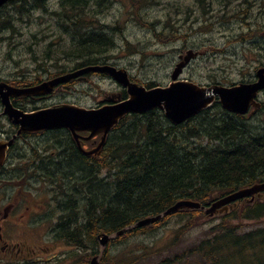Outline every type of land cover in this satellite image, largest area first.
<instances>
[{
  "label": "trees",
  "instance_id": "1",
  "mask_svg": "<svg viewBox=\"0 0 264 264\" xmlns=\"http://www.w3.org/2000/svg\"><path fill=\"white\" fill-rule=\"evenodd\" d=\"M44 1L14 0L13 12L19 18ZM90 1L57 0L61 9L75 12ZM74 18L68 19L78 21ZM0 26V32L8 29ZM60 28L64 33L73 29L66 25ZM104 38L99 32L83 36L78 43L73 40L70 53H62L79 57L81 66L104 64L99 59L111 45ZM103 152L96 161L67 153L50 162L47 173H36L43 184L51 186V200L61 209L57 229L64 241L75 245L79 240L81 245L94 246L92 254H96L100 232L113 234L127 228L122 236L108 242L100 264H153L155 257L158 264H264V199L246 203L241 215L239 209L224 214L209 228V236L181 250L176 247L184 235L205 219L200 211L181 210L151 226L133 228L140 219L161 214L181 199L206 205L264 182V129L223 111L214 102L208 111L179 126H172L158 111L126 117L112 130ZM175 216H186V222L174 236L161 240L166 245L157 247L158 240L155 245L135 241L156 232ZM245 222L253 224L251 230H239ZM110 247L115 252L110 254ZM165 253L169 255L162 258Z\"/></svg>",
  "mask_w": 264,
  "mask_h": 264
},
{
  "label": "rangeland",
  "instance_id": "2",
  "mask_svg": "<svg viewBox=\"0 0 264 264\" xmlns=\"http://www.w3.org/2000/svg\"><path fill=\"white\" fill-rule=\"evenodd\" d=\"M47 6L50 11L59 9L56 0H51ZM3 11L0 12V24L8 29L0 32V81L27 83L45 80L51 74L83 64L81 59L71 60L62 54L71 49V35L64 34L58 27L66 21L62 19L66 15H76L79 21L87 24L88 31L97 30L112 42L99 61L124 68L143 83L168 84L176 51L184 46L199 52L208 51L193 60L182 74V77L196 83L230 85L250 81L257 67L264 65V0H105L101 5L89 3L79 12L65 10L55 15L39 10L19 18L13 12V6ZM46 55L53 59H46ZM120 90L109 78L92 75L86 83H75L48 99L29 100L23 105L20 100L16 102L28 110L59 103L90 108L106 93H119ZM259 99L264 102V93ZM250 123L264 129L263 118ZM13 132V125L1 116L0 140ZM62 145V138L55 135L19 140L6 166L0 169V180L5 183L1 191L8 195L47 200L51 205V186L42 185L44 181L37 178L29 165L49 161L55 163ZM48 170L41 172L47 173ZM54 208L61 210L56 204ZM77 212L81 213L80 210ZM185 217L175 216L156 232L138 237L135 241L154 244L158 240L157 247L166 245L161 240L174 236L185 224ZM217 218L202 221L201 226L192 228L176 249H184L209 236V228L221 221ZM55 223V218L54 224L49 219L53 229ZM251 226L253 224L246 223L239 230L249 231ZM111 251L115 252L110 247V254ZM88 253L81 252V257ZM167 255L163 254L162 258ZM157 259L155 257L153 264H158ZM82 262L72 261L71 264Z\"/></svg>",
  "mask_w": 264,
  "mask_h": 264
},
{
  "label": "water",
  "instance_id": "3",
  "mask_svg": "<svg viewBox=\"0 0 264 264\" xmlns=\"http://www.w3.org/2000/svg\"><path fill=\"white\" fill-rule=\"evenodd\" d=\"M8 0H0V7ZM191 55L185 57L188 62ZM184 63L176 66L171 74V83L166 87H154L149 90L142 85L129 80L124 69H117L110 65H96L84 67L73 73H68L44 81L36 86L18 89L14 84L0 82V103L3 106V115H6L13 124L20 125L24 132H39L49 130L67 129L75 140L88 141L101 136L98 145L89 151H83L78 143V149L85 156H97L105 144L109 132L128 114H145L151 110L163 111L165 118L173 125H180L188 119L196 116L209 108L216 98L221 107L234 114L245 115L250 106L254 107L255 113L259 103L255 101L259 91L264 90V67L256 71L257 80L254 83H239L231 87L212 85L209 87L198 86L188 81L176 80ZM97 73L111 77L116 83L126 88L127 99L117 104H106L97 109H86L72 104H60L50 108L41 109L34 113L26 114L13 107V97H43L50 95L54 89L72 80L85 82V75ZM118 97L110 95L104 102H115ZM76 133H87L88 137L81 138ZM12 141L0 143V166L3 165L5 152ZM264 193V182L250 187L239 189L228 194L208 206H202L199 202L190 199L179 200L173 206L161 214L148 216L133 225V228L150 226L162 218L180 210L201 211L209 218L222 215L233 210L237 202L247 199L252 203L256 195ZM242 209V207H241ZM127 228L115 234H100L98 236L101 252L104 250L109 239L120 236ZM90 264H99V255L92 258Z\"/></svg>",
  "mask_w": 264,
  "mask_h": 264
},
{
  "label": "flooded vegetation",
  "instance_id": "4",
  "mask_svg": "<svg viewBox=\"0 0 264 264\" xmlns=\"http://www.w3.org/2000/svg\"><path fill=\"white\" fill-rule=\"evenodd\" d=\"M187 47L184 46L176 51L173 67L184 59L183 54L187 51H194L197 54L195 59L202 54L192 47ZM191 62L193 60L185 66L183 72L190 66ZM28 101L20 100V103L23 105V102ZM14 105L21 110L28 111V109L21 108L16 101ZM13 127L14 132L11 135L7 134L3 139L7 140L16 136L18 127ZM49 135L62 138L63 145L59 146L60 157L67 153L81 155L76 148L71 133L66 130H57L21 133L16 136L15 143L10 148L7 157H11V152L19 145V140H25L33 136L47 137ZM81 135L86 136L85 134ZM89 144L93 145V143ZM85 159L87 160V158ZM29 167L40 168L39 164L33 163ZM49 167V165H44L42 170H48ZM3 184L5 183L0 180V188ZM50 208L51 206L47 200H35L27 195H8L7 192L3 193L0 189V264H71L72 261L80 262L81 249L96 251L94 246L81 245L79 240L75 243L76 246L64 241L60 237V229L56 228L57 214L53 210L51 211ZM54 218L56 232L53 226L49 225V219L54 224ZM48 229H51V231L48 232Z\"/></svg>",
  "mask_w": 264,
  "mask_h": 264
},
{
  "label": "bare ground",
  "instance_id": "5",
  "mask_svg": "<svg viewBox=\"0 0 264 264\" xmlns=\"http://www.w3.org/2000/svg\"><path fill=\"white\" fill-rule=\"evenodd\" d=\"M43 1V0H42ZM74 1V0H73ZM242 2V1H241ZM24 3V2H23ZM26 4V3H25ZM76 4V3H75ZM154 4V3H153ZM36 6V5H35ZM99 7V6H98ZM20 8V7H19ZM18 8V9H19ZM23 8V7H22ZM21 9V8H20ZM42 11V10H41ZM246 11V10H245ZM4 12V11H3ZM240 12V11H239ZM19 13V12H18ZM204 13H206V12H204ZM50 14V13H49ZM223 16V15H222ZM11 18V17H10ZM233 18V17H232ZM223 19V18H222ZM219 20V19H218ZM8 22V21H7ZM222 26V25H221ZM1 27V26H0ZM225 28V27H224ZM92 30V29H91ZM115 30V29H114ZM153 33V32H152ZM221 36V35H220ZM173 37V36H172ZM106 38V37H105ZM104 38V39H105ZM155 38V37H154ZM175 38V37H174ZM100 39V38H99ZM157 39V38H156ZM240 40H242V39H240ZM79 41V40H78ZM163 41V40H162ZM108 42V41H107ZM78 43V42H77ZM95 43V42H94ZM101 44V43H100ZM109 44V43H108ZM108 46H110V45H108ZM112 46V45H111ZM85 47V46H84ZM102 50V49H101ZM74 51V50H73ZM78 52V51H77ZM92 52V51H91ZM103 52V51H102ZM74 53V52H73ZM81 54V53H80ZM83 55H84V53H83ZM88 56V55H87ZM103 57V56H102ZM35 58V57H34ZM63 58V57H62ZM95 64V63H94ZM37 69V68H36ZM254 73V72H253ZM21 76V75H20ZM35 78V77H34ZM21 80V79H20ZM38 82V81H37ZM121 91V90H120ZM17 105V104H16ZM19 105V104H18ZM208 111V110H207ZM206 118V117H205ZM223 120V119H222ZM183 125V124H182ZM237 126V125H236ZM193 129V128H192ZM255 129V128H254ZM235 131V130H234ZM146 132V131H145ZM255 132V131H254ZM246 135V134H245ZM244 135V136H245ZM249 137V136H248ZM261 137H263V136H261ZM29 146V145H28ZM223 146V145H222ZM23 152V151H22ZM167 152V151H166ZM33 153V152H32ZM22 155V154H21ZM20 155V156H21ZM32 155V154H31ZM55 155V154H54ZM68 157V156H67ZM144 157V156H143ZM206 157V156H205ZM133 162V161H132ZM202 165V164H201ZM23 169V168H22ZM11 171V170H10ZM18 171V170H17ZM179 174V173H178ZM190 174V173H189ZM75 176H77L76 174H75ZM107 177V176H106ZM76 178V177H75ZM200 178V177H199ZM74 179V178H73ZM78 179V178H77ZM209 183V182H208ZM187 184V183H186ZM98 185V184H97ZM206 185V184H205ZM68 186V185H67ZM203 186V185H202ZM201 186V187H202ZM96 188V187H95ZM105 189V188H104ZM71 191V190H70ZM74 192V191H73ZM98 194V193H97ZM70 195V194H69ZM82 195V194H81ZM103 195H104V193H103ZM102 195V196H103ZM102 198V197H101ZM199 199V198H198ZM95 200V199H94ZM116 201V200H115ZM75 202V201H74ZM78 202V201H77ZM73 206V205H72ZM98 209V208H97ZM91 210V209H90ZM89 210V211H90ZM91 213V212H90ZM80 215V214H79ZM61 218H62V216H61ZM141 218V217H140ZM68 219V218H67ZM110 219V218H109ZM64 221V220H63ZM80 222V221H79ZM85 223V222H84ZM99 226V225H98ZM63 231V230H62ZM66 231V230H65ZM86 233H88V232H86ZM85 240H88V239H85ZM82 245H84V244H82Z\"/></svg>",
  "mask_w": 264,
  "mask_h": 264
}]
</instances>
